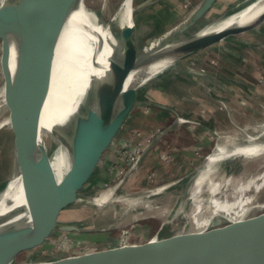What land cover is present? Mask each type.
Wrapping results in <instances>:
<instances>
[{"label":"rangeland","instance_id":"obj_1","mask_svg":"<svg viewBox=\"0 0 264 264\" xmlns=\"http://www.w3.org/2000/svg\"><path fill=\"white\" fill-rule=\"evenodd\" d=\"M117 1L113 0L109 5L111 11L118 5ZM141 1L135 0V4ZM201 1L152 0L136 13V20L142 24L145 19H151L143 29L155 33L175 23ZM252 1L218 0L192 32L223 21ZM87 2L96 14L104 16L100 0ZM191 67L204 75L186 72ZM176 70L180 77L172 76ZM2 83L0 69V86ZM263 105L264 21L248 32L233 34L222 44L217 42L153 73L140 85L138 104L104 153L92 177L79 189L77 200L60 213L61 221L78 223L86 230L46 232L21 249L12 264L75 259L103 250L143 244L153 237L159 240L202 231L191 221L193 204L188 181L215 145L225 142L228 135L235 134L234 144L245 141L247 133L260 131L257 126L264 121ZM234 107L248 115L253 124L245 133L234 131L236 119L227 121L237 115ZM237 120L243 122L245 119ZM8 139L11 142V132ZM10 142L0 149V191L10 182L11 170L18 165L17 158L15 164L11 163L13 148ZM48 142L51 153L56 140L48 138ZM263 160L264 156L229 159L225 174L234 173L242 179L261 167ZM124 178L127 184L122 186L120 193L128 192L133 197L143 194L147 204L133 206L117 200L99 206L83 202L91 194ZM159 185L167 188L162 192H151L150 188ZM258 202H264V189ZM263 213L264 208L256 207L248 216ZM215 220L217 222L209 226V230L205 229L191 242L215 238L231 229L224 216Z\"/></svg>","mask_w":264,"mask_h":264},{"label":"water","instance_id":"obj_2","mask_svg":"<svg viewBox=\"0 0 264 264\" xmlns=\"http://www.w3.org/2000/svg\"><path fill=\"white\" fill-rule=\"evenodd\" d=\"M217 1L202 0L192 17L176 33L151 49H144L142 44L153 35L143 29L147 22L141 24L137 21L123 26L118 37L121 50L113 56L102 55L105 39L100 31L93 30L99 38V47L94 50L92 58L98 72L91 75L89 93L69 118L75 133L61 144L65 170L59 177L52 160L57 148L50 153L42 142L43 155L32 171L22 177L28 205L19 202L20 194L5 199L3 203L5 209H11L0 213V264H12L21 249L46 232L86 230L78 223L61 221L60 213L77 200L79 189L94 174L104 153L138 104L140 85L152 77L154 69L162 66L163 70L264 21L263 3L254 15L238 24L205 32L203 28L212 25L208 24L192 32ZM151 2L143 0L135 10L141 11ZM73 9V0H0L5 68L24 89L44 102L50 96L55 70L48 39L59 48L63 46L71 27ZM99 18L104 27L107 23L105 17L99 15ZM186 72L204 75L192 67ZM178 73L176 70L172 76L180 77ZM32 140L26 138L21 146L19 160L24 164L34 154L36 146ZM205 162L206 159L188 183ZM8 184L0 191V205ZM229 225L231 229L226 234L196 243L191 240L204 230L159 240L156 237L155 244L160 247L156 253H145L147 241L75 259L30 264H264V213L248 217L241 226L233 222Z\"/></svg>","mask_w":264,"mask_h":264},{"label":"bare ground","instance_id":"obj_3","mask_svg":"<svg viewBox=\"0 0 264 264\" xmlns=\"http://www.w3.org/2000/svg\"><path fill=\"white\" fill-rule=\"evenodd\" d=\"M100 1L107 21L104 27L100 23L99 15L89 7L87 0H73L72 23L63 46L59 48L52 39H48L51 54L55 59V70L51 93L46 102L29 93L8 73L3 60V35L0 34V46L2 45L0 69L3 76V83L0 86V149L3 150L6 143L10 142L8 137L11 132L10 146L13 148L11 163L12 165L15 164V158H17L18 164L16 169L11 170V181L2 193L3 201L0 205V213H5L11 209L4 208L5 199L17 194H20L19 202L28 205V200L23 193L22 177H26L32 171L43 155L44 151L40 147L42 142L48 148V138L56 140L57 149L53 153L52 160L59 177L62 176L65 170V158L61 144L75 133L70 125L69 118L82 105L84 97L89 93L91 75L98 72V68L92 63V58L94 50L99 47V38L96 37L93 30L100 31L105 39L102 55L113 56L121 50V42L118 38L121 28L137 22L135 0H118V5L112 11L109 5L113 3V0ZM200 3L196 4L175 23L153 33L144 41L143 48L151 49L160 44L166 37L176 33L192 17ZM263 3L264 0H254L250 3L251 5L248 4L223 21L205 27L203 30L211 32L245 21L254 15ZM224 40L219 41V43L222 44ZM159 69L161 70L162 66ZM159 69L156 68L153 72L155 73ZM224 97H227V95H224ZM223 106L226 107V104H223ZM234 110L237 115L229 117L227 121L236 119V129L234 131L245 133L253 124L249 122L248 115L246 116L243 111H240L237 107H234ZM203 112L209 115L207 111L203 110ZM243 118L245 119L243 122H238L237 119L243 120ZM257 128L260 131H256L254 134L247 133V139L243 142L239 141L233 144L235 134L228 135L225 142H218L206 157L204 167L191 181L189 197L192 200L193 209L190 215L193 225L197 228H202L201 230L208 229L209 226L217 222L215 218L219 216H224L229 222L241 226L250 217L248 214L253 208H264V202H258L259 194L264 189V160L261 167L242 179H239L234 173L225 174L226 162L229 159L238 156L246 158L264 156V121ZM28 137L33 139V144L36 147L28 163L24 164L22 160H19V157L22 156L21 146H24ZM136 163L138 165L139 161ZM125 184H127V180H121L112 186L91 194L83 202L86 204L95 203L99 206L117 200L133 206L146 203L143 194L135 197L128 192L121 194L120 190ZM166 188V185H159L150 189L151 192L156 193L162 192ZM140 215H143V213H140ZM155 240L156 237L148 240L149 243L145 253L150 254L160 251V247L155 244Z\"/></svg>","mask_w":264,"mask_h":264},{"label":"crops","instance_id":"obj_4","mask_svg":"<svg viewBox=\"0 0 264 264\" xmlns=\"http://www.w3.org/2000/svg\"><path fill=\"white\" fill-rule=\"evenodd\" d=\"M147 21H149V22H150V21H151V19H148V18H147V19H145L143 22H147ZM216 78H217V77H216ZM181 101H182V100H180V102H181Z\"/></svg>","mask_w":264,"mask_h":264},{"label":"trees","instance_id":"obj_5","mask_svg":"<svg viewBox=\"0 0 264 264\" xmlns=\"http://www.w3.org/2000/svg\"><path fill=\"white\" fill-rule=\"evenodd\" d=\"M226 168H227V166H226Z\"/></svg>","mask_w":264,"mask_h":264}]
</instances>
